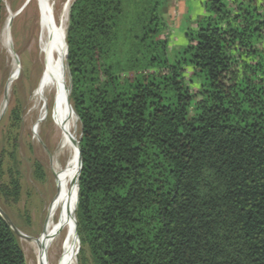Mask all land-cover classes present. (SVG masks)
Returning a JSON list of instances; mask_svg holds the SVG:
<instances>
[{
	"label": "trees",
	"instance_id": "trees-1",
	"mask_svg": "<svg viewBox=\"0 0 264 264\" xmlns=\"http://www.w3.org/2000/svg\"><path fill=\"white\" fill-rule=\"evenodd\" d=\"M194 1L176 46L167 0L69 9L78 264H264V0Z\"/></svg>",
	"mask_w": 264,
	"mask_h": 264
},
{
	"label": "bare ground",
	"instance_id": "bare-ground-1",
	"mask_svg": "<svg viewBox=\"0 0 264 264\" xmlns=\"http://www.w3.org/2000/svg\"><path fill=\"white\" fill-rule=\"evenodd\" d=\"M73 1L66 0L57 16L53 0L28 2L37 11L38 30L33 47L36 55L32 63L39 73L26 114L31 121L32 133H43L50 175L46 190L49 196L42 205L41 232L37 237H31L36 264H75L79 246L74 225L78 177L77 117L68 98L65 48L69 9ZM15 14L7 8L1 31L2 43L12 58V65L0 104V117L8 106L11 85L19 73V62L12 51L9 34Z\"/></svg>",
	"mask_w": 264,
	"mask_h": 264
},
{
	"label": "rangeland",
	"instance_id": "rangeland-1",
	"mask_svg": "<svg viewBox=\"0 0 264 264\" xmlns=\"http://www.w3.org/2000/svg\"><path fill=\"white\" fill-rule=\"evenodd\" d=\"M53 1L57 16L66 0ZM184 1L185 5H182L180 0H167V6L164 9L167 18L170 20L168 33L170 32L174 46L181 42L182 30L187 17L192 13L199 12L196 1ZM24 2L25 0H1L0 104L6 93L12 65V58L2 43V26L7 16V8L16 12ZM184 6L189 11L184 10ZM37 30L36 8L34 5H28L13 19L9 33L12 51L19 62V73L11 85L8 106L0 117V185H6L12 193L11 179L15 178L19 182L17 197L10 196L5 199L0 195V212L3 213L5 221L15 231L28 238L24 239L17 236L26 264H36V257L31 246L33 238L31 237L35 238L41 232L42 205L49 196L46 190L50 178L47 168V146L43 133H40L41 135L32 133L31 121L26 114L27 107L35 93L39 73L37 67L35 68L32 63L36 55L33 47ZM79 130L77 120V140L79 139ZM76 259L75 264H78Z\"/></svg>",
	"mask_w": 264,
	"mask_h": 264
},
{
	"label": "water",
	"instance_id": "water-1",
	"mask_svg": "<svg viewBox=\"0 0 264 264\" xmlns=\"http://www.w3.org/2000/svg\"><path fill=\"white\" fill-rule=\"evenodd\" d=\"M29 1L30 0H25V2L23 3L22 7L18 11H16L15 15H18L24 8H26V6L28 5ZM65 48H66V56H67V47L65 46ZM69 92H70V85H69ZM77 156H78V160H79V149H78V146H77ZM78 174H79V172H78ZM77 179H78V177H77ZM0 216L5 220V217H4L2 212H0ZM74 225H75V235H76L75 216H74ZM10 227H11L12 231L16 234V236L24 238V239H28L24 235H22V234L18 233L17 231H15V229L11 225H10ZM76 238H77V235H76ZM77 242H78V238H77ZM78 245H79V242H78Z\"/></svg>",
	"mask_w": 264,
	"mask_h": 264
},
{
	"label": "crops",
	"instance_id": "crops-1",
	"mask_svg": "<svg viewBox=\"0 0 264 264\" xmlns=\"http://www.w3.org/2000/svg\"><path fill=\"white\" fill-rule=\"evenodd\" d=\"M180 2L182 3V5L183 4L185 5V1L184 0H180ZM186 9H187V7L184 6V10H186ZM187 11H189V10L187 9Z\"/></svg>",
	"mask_w": 264,
	"mask_h": 264
}]
</instances>
